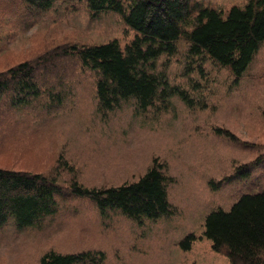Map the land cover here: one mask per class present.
Listing matches in <instances>:
<instances>
[{"label":"rangeland","instance_id":"rangeland-1","mask_svg":"<svg viewBox=\"0 0 264 264\" xmlns=\"http://www.w3.org/2000/svg\"><path fill=\"white\" fill-rule=\"evenodd\" d=\"M194 1L227 11L250 0ZM72 2L60 1L36 17L20 0H0V72L58 45L134 39L120 15L93 16L85 1ZM178 48L159 66H167L193 103L173 96L169 109L142 114L128 102L105 112L94 73L73 65L54 81L43 78L64 86L42 93L34 110L2 114L0 168L40 175L66 197L41 227L0 231V264H40L50 252L92 251L100 253L99 264H231L213 251L204 223L214 210H228L243 193L264 187V164L250 165L264 154V45L238 82L212 62L196 68L184 40ZM51 97L56 102L47 108ZM154 162L166 177L169 212L161 219L138 223L120 210H107L105 217L94 200L73 189V182L96 190L138 183ZM244 165L249 177L234 178ZM213 183L225 185L212 189ZM190 235L198 240L185 251L180 242Z\"/></svg>","mask_w":264,"mask_h":264},{"label":"trees","instance_id":"trees-1","mask_svg":"<svg viewBox=\"0 0 264 264\" xmlns=\"http://www.w3.org/2000/svg\"><path fill=\"white\" fill-rule=\"evenodd\" d=\"M20 1L36 17L60 1L66 2ZM71 1H85L93 16L107 12L120 15L135 32L134 39L125 45L119 40L96 45H58L0 72V117L8 110H34L42 93L54 85L43 78L54 81L63 69L67 68V73L73 65L94 73L96 98L105 112L121 109L128 102L142 114L151 109H169L173 96L193 103L194 98L172 80L167 66H159L161 57L177 55L179 43L184 40L196 68L212 62L229 70L238 82L264 45V0L233 5L227 11L194 0ZM54 86H64V81ZM51 98L53 102L47 108L56 102ZM256 158L250 165L264 164V154ZM248 167H238L234 178H248ZM41 177L24 170L0 168V231L41 227L57 214L55 183H46ZM165 180L154 162L138 183L102 190L88 189L78 182L72 185L76 196L94 200L105 217L107 210H120L139 223L143 218L161 219L169 212ZM205 220L203 233L214 252L223 253L231 264H264V187L243 193L230 209H216ZM196 240L195 235H190L180 246L189 251ZM99 256L94 251L78 255L50 252L40 264H99Z\"/></svg>","mask_w":264,"mask_h":264},{"label":"bare ground","instance_id":"bare-ground-1","mask_svg":"<svg viewBox=\"0 0 264 264\" xmlns=\"http://www.w3.org/2000/svg\"><path fill=\"white\" fill-rule=\"evenodd\" d=\"M189 156H192L190 152H189Z\"/></svg>","mask_w":264,"mask_h":264}]
</instances>
